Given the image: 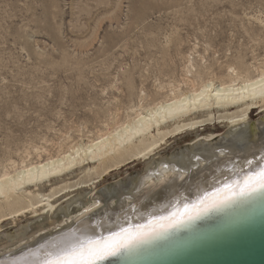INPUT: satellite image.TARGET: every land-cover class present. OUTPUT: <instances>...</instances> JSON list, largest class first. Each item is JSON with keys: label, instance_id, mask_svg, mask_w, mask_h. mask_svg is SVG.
<instances>
[{"label": "rangeland", "instance_id": "374dc122", "mask_svg": "<svg viewBox=\"0 0 264 264\" xmlns=\"http://www.w3.org/2000/svg\"><path fill=\"white\" fill-rule=\"evenodd\" d=\"M263 24L264 0H0V175L113 131L173 93L228 81L231 67L264 70ZM259 110L250 114L255 125ZM221 114L213 111L212 123L195 132L169 136L153 156L224 135ZM150 160L111 168L84 193L125 184ZM79 168L40 188L47 194L96 178ZM28 189L24 202L38 195ZM72 189L57 195V206L72 202ZM2 213L0 242L27 223L52 222L51 215Z\"/></svg>", "mask_w": 264, "mask_h": 264}, {"label": "bare ground", "instance_id": "6f19581e", "mask_svg": "<svg viewBox=\"0 0 264 264\" xmlns=\"http://www.w3.org/2000/svg\"><path fill=\"white\" fill-rule=\"evenodd\" d=\"M245 67L229 68L228 81L209 79L187 92L173 93L113 131L76 144L57 157H41L1 174L0 220L7 216L2 211L8 210L11 216L51 215L52 222L45 218L34 229L30 222L16 234L1 238L0 264H44L81 245L87 247L90 241L119 245L114 254L95 259L94 264H110L126 254L125 261L169 240L180 229L201 225L213 214L222 213L202 225L263 199L264 187L255 181L246 185L245 179L264 168V116L257 125L250 120L253 109L264 112V70L251 74ZM213 111L222 113L218 118L227 125L224 135L207 134L168 156H153L169 136L192 133L212 123ZM139 158L152 159L143 175L104 187L97 196L91 189L84 193L87 183ZM76 167L80 175L95 172L96 178L44 194L42 183ZM59 181L56 184H63ZM31 186L38 188L34 190L38 195L24 202V193L33 194ZM70 189L77 192L76 197L66 207L57 206V195Z\"/></svg>", "mask_w": 264, "mask_h": 264}, {"label": "water", "instance_id": "95a60500", "mask_svg": "<svg viewBox=\"0 0 264 264\" xmlns=\"http://www.w3.org/2000/svg\"><path fill=\"white\" fill-rule=\"evenodd\" d=\"M235 208L216 222L202 225L222 213L190 230L173 232L169 240L159 241L134 258L127 259L132 254L122 261L125 254L110 264H264V198Z\"/></svg>", "mask_w": 264, "mask_h": 264}, {"label": "snow or ice", "instance_id": "6c2138e0", "mask_svg": "<svg viewBox=\"0 0 264 264\" xmlns=\"http://www.w3.org/2000/svg\"><path fill=\"white\" fill-rule=\"evenodd\" d=\"M255 181L260 187H264V168L258 173L246 177L245 184ZM188 208L185 206V213ZM119 245L112 243H101L100 241H90L85 247L81 245L79 249L74 248L71 253L62 258L45 261L44 264H94V260L102 258L104 255L114 254L118 250Z\"/></svg>", "mask_w": 264, "mask_h": 264}]
</instances>
